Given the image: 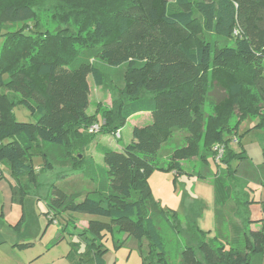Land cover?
<instances>
[{
  "label": "trees",
  "instance_id": "trees-1",
  "mask_svg": "<svg viewBox=\"0 0 264 264\" xmlns=\"http://www.w3.org/2000/svg\"><path fill=\"white\" fill-rule=\"evenodd\" d=\"M43 1L0 0V165L14 180L11 200L23 206L40 171L83 168L94 184L83 199L51 185L45 200L49 223L65 213L100 217L90 219L80 233L82 248L80 242L71 244L66 256L71 264H105L102 239L109 234L118 247L124 239L117 233L136 242L141 264H168L149 209L172 232H179L180 224L153 199L148 178L173 132L185 130L186 144L174 149L160 169L181 176L179 159L195 154L200 145L208 152L202 168L209 158L223 166L212 179L217 223L234 192L229 176L237 165L245 162L255 174L259 171L229 145L234 138L239 143L237 129L246 118L256 119L250 130L264 132V0H54L64 7L58 22L69 18L79 25L54 32L42 27L35 9ZM88 76L96 87L117 93L109 106L99 102L93 114L86 112ZM214 88L222 95L206 114ZM16 106L34 120L17 121ZM235 109L240 120L232 122ZM141 111L149 112L152 122L133 126L130 142L119 151L101 146L103 166L84 154L97 135H115ZM95 123L99 130L89 132ZM218 144L224 153L216 162ZM34 157L41 158L38 169ZM257 203L264 214V200ZM24 219L22 209L16 229ZM69 224L66 220L64 226ZM187 226L196 245L181 250V264L264 260V221L256 230L233 224L231 238L216 230L206 239L193 221Z\"/></svg>",
  "mask_w": 264,
  "mask_h": 264
},
{
  "label": "rangeland",
  "instance_id": "rangeland-1",
  "mask_svg": "<svg viewBox=\"0 0 264 264\" xmlns=\"http://www.w3.org/2000/svg\"><path fill=\"white\" fill-rule=\"evenodd\" d=\"M64 7L56 4L54 0H44L35 7L39 20L44 29L54 32L58 28L68 27L72 30L78 28V24L67 18L65 24L58 22V15L62 13ZM56 17V18H55ZM92 26V25H90ZM18 27V26H15ZM1 32H4V28ZM3 38L0 36V47ZM90 85V105L86 109L92 113L97 106V97L102 96L103 103L111 104V100L117 95L115 90L101 89L96 87L91 76H88ZM221 90L214 88L208 94V101L204 106L206 114L212 112V105L221 97ZM101 100V101H102ZM260 106L262 103L259 104ZM264 114V106L260 107ZM17 121L32 122L29 111L22 106H16L13 109ZM232 122L240 120L241 113L235 109ZM256 124V119L246 118L241 122L237 129L239 143H230L229 148L247 156L255 165H260L259 171L255 174L252 169L242 162L232 163V168L237 165V171L229 176L230 183L233 184V194L228 204L223 207L224 218L222 222L217 223L215 218L214 204V173L223 168L222 165H216L209 158L208 164L203 169V157L208 152L203 147L190 156L179 159V164L185 173L175 177L173 171H165L159 168L171 157L172 151L183 147L186 143L184 137L187 135L185 130H175L172 136L165 142L158 152L157 161L153 164L154 171L148 178V185L151 189L153 199L158 203L161 209L169 215H175L180 224L179 232H172L162 219L149 209L148 214L154 218V222L161 234L164 247L165 258L168 264H181L180 252L187 246H195V233L187 224L191 221L201 230L206 239H211L216 230L225 238L233 236V224L239 228L258 229L264 221V214L260 200H264V166L262 165L264 154V132L254 129L250 130L252 123ZM151 123L145 116H131L127 119L125 125L120 129L122 139L116 140L115 135L100 134L96 142L100 145H106L112 150L118 151L122 146L131 140V131L134 124L142 126ZM254 124V125H255ZM253 125V126H254ZM252 126V127H253ZM216 146V145H215ZM213 147V149L215 148ZM90 151L98 162H101L102 155L98 149ZM86 155V154H85ZM40 157L33 158V164L38 167L41 164ZM257 163V164H256ZM0 170L4 175L0 181V264H71L66 257L70 251L73 242H80L81 248L84 246V239L80 236L86 223L90 219H100L99 216H90L82 213L63 214L56 217V222H48L45 200L51 190V185L68 193H79L77 201L91 192L94 188L92 182L81 174L79 170L72 172L71 175H59L60 167L55 166L52 170H43L38 175V187L31 188L24 199L23 206L12 203L9 208V189L8 182L11 181L7 167L0 165ZM206 173L205 178L198 177L199 173ZM246 173H248L246 175ZM254 175V176H253ZM24 212L25 221L19 229L13 226ZM3 213V215H2ZM66 220L70 224L65 227ZM240 232V231H239ZM116 238L121 239L117 247L115 239L106 234L102 239L104 248L105 264H141V256L136 242L124 234H115ZM146 241L143 246L146 247ZM25 244V246H21ZM260 263L264 260L260 259ZM261 263V264H262Z\"/></svg>",
  "mask_w": 264,
  "mask_h": 264
},
{
  "label": "crops",
  "instance_id": "crops-1",
  "mask_svg": "<svg viewBox=\"0 0 264 264\" xmlns=\"http://www.w3.org/2000/svg\"><path fill=\"white\" fill-rule=\"evenodd\" d=\"M88 83H89V81H88ZM101 89H103L102 87H100ZM89 98H90V95H89ZM102 98H104V100H106L105 99V97H102V96H98L97 97V100H98V102H97V104L99 103V102H101V103H103V100H102ZM102 100V101H101ZM90 101V100H89ZM90 105V104H89ZM104 105V104H103ZM105 105H108L107 103H105ZM95 110H96V107L94 108V111L92 112V113H88L87 111V114H93L94 112H95ZM138 115H140V116H145L146 117V119L147 120H150V117H151V115H150V113L149 112H146V111H141V112H138V113H135V114H133L132 116H138ZM131 117V116H130ZM103 122V121H102ZM151 122H152V118H151ZM255 123L253 122L252 124H251V126L249 127V128H252V126L254 125ZM146 125V124H145ZM134 126H139V125H136V124H134ZM143 126V125H142ZM254 129H252V131H253ZM258 130V129H257ZM260 131V130H259ZM132 132V131H131ZM100 135V134H99ZM99 135H97V136H99ZM97 136L95 137V139L93 140V142H91L89 145H88V147L84 150V154H86V156H91L92 158H93V160H94V162L95 163H97L98 165H100V166H103V158H102V160H101V162H98L97 160H96V158L93 156V154L91 153V151H90V147L92 146L93 147V150H96V149H98L99 150V148L101 147V146H106V145H100L99 144V142H96L95 140L97 139ZM132 137V136H131ZM119 139H122V132H121V130H119V137L118 138H116V140H119ZM107 147V146H106ZM123 147V146H122ZM122 147H121V149H122ZM109 148V147H108ZM120 149V150H121ZM119 151V150H118ZM100 152V151H99ZM249 159V158H248ZM249 161H250V159H249ZM250 163L251 164H253L251 161H250ZM264 163V154H263V160H262V164ZM257 164V163H256ZM254 166H260V165H255V164H253ZM39 167V166H38ZM38 167H36L37 169H38ZM55 168V167H54ZM8 170V169H7ZM74 171H76V170H71L70 168H68V167H66V168H60V171H59V176L60 177H62V176H68V175H71L72 174V172H74ZM79 171L81 172V174L83 175V168L82 169H79ZM40 172H42V171H40ZM39 172V173H40ZM8 174L10 175V172H9V170H8ZM61 174H62V176H61ZM3 175H4V173H3V171H1L0 170V181H1V177H3ZM10 178H11V181H9L8 182V189H9V208H11V205H12V200H11V188H10V184H13L14 183V180L12 179V177L10 176ZM87 179V178H86ZM87 181H89V182H91L89 179H87ZM38 185H39V183H38ZM38 185L37 186H35V187H31V188H37L38 187ZM30 188V189H31ZM30 189H29V191H30ZM29 191H28V193H29ZM68 193V192H67ZM24 203V202H23ZM45 203H46V201H45ZM46 205V204H45ZM22 207V206H21ZM22 213V212H21ZM2 215H3V213H2ZM22 215V214H21ZM24 221H25V219H24ZM24 223V222H23ZM22 223V224H23ZM22 226V225H21ZM86 226H87V223H86ZM86 226H85V228H86ZM14 228H15V225L13 226ZM16 229V228H15Z\"/></svg>",
  "mask_w": 264,
  "mask_h": 264
},
{
  "label": "built area",
  "instance_id": "built-area-1",
  "mask_svg": "<svg viewBox=\"0 0 264 264\" xmlns=\"http://www.w3.org/2000/svg\"><path fill=\"white\" fill-rule=\"evenodd\" d=\"M99 130V124L95 123V124H92L90 127H89V132H97ZM114 137H119V131L115 134ZM233 142H237V139L234 138L233 139ZM215 161L218 162L220 160V158L222 157L223 153H224V146L223 145H216L215 148ZM54 222H56L55 220H53Z\"/></svg>",
  "mask_w": 264,
  "mask_h": 264
}]
</instances>
